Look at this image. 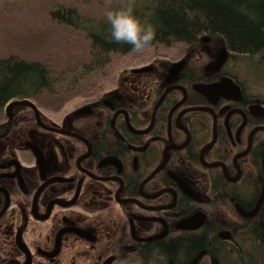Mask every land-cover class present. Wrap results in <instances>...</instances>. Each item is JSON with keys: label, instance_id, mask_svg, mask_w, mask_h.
I'll return each instance as SVG.
<instances>
[{"label": "flooded vegetation", "instance_id": "1", "mask_svg": "<svg viewBox=\"0 0 264 264\" xmlns=\"http://www.w3.org/2000/svg\"><path fill=\"white\" fill-rule=\"evenodd\" d=\"M219 42L6 100L0 264H264V94Z\"/></svg>", "mask_w": 264, "mask_h": 264}, {"label": "trees", "instance_id": "2", "mask_svg": "<svg viewBox=\"0 0 264 264\" xmlns=\"http://www.w3.org/2000/svg\"><path fill=\"white\" fill-rule=\"evenodd\" d=\"M129 2L142 22L155 27L153 43L194 42L201 36L213 35L232 52L264 60V0H115L107 4L106 12ZM106 12L99 17L87 16L73 6L60 3L52 6L50 15L56 22L85 32L89 41L88 59L55 72L40 60L27 61L15 54L0 56V113L11 97H20L41 86L51 90L71 84L91 70L102 69L111 53L131 51V45L113 40ZM263 247L257 245L256 253L264 254ZM241 248V254L252 252L248 242Z\"/></svg>", "mask_w": 264, "mask_h": 264}, {"label": "rangeland", "instance_id": "3", "mask_svg": "<svg viewBox=\"0 0 264 264\" xmlns=\"http://www.w3.org/2000/svg\"><path fill=\"white\" fill-rule=\"evenodd\" d=\"M111 1L115 0H0V56L15 54L27 61L40 60L55 72L69 69L88 59L89 41L83 30L56 22L50 15L52 6L57 3L73 6L82 14L99 17L105 14ZM169 44L154 43L153 47H157L163 56L171 55L183 42L176 40ZM151 47L145 51H153ZM143 53L113 52L102 69L92 72L89 77L98 80L114 78L120 67L135 61ZM237 61L240 76L255 84L264 94V60H259L256 55L238 53Z\"/></svg>", "mask_w": 264, "mask_h": 264}, {"label": "clouds", "instance_id": "4", "mask_svg": "<svg viewBox=\"0 0 264 264\" xmlns=\"http://www.w3.org/2000/svg\"><path fill=\"white\" fill-rule=\"evenodd\" d=\"M106 19L111 25L113 40L131 45L134 53H143L155 40V27L137 17L130 2L122 4L118 9L107 11Z\"/></svg>", "mask_w": 264, "mask_h": 264}, {"label": "water", "instance_id": "5", "mask_svg": "<svg viewBox=\"0 0 264 264\" xmlns=\"http://www.w3.org/2000/svg\"><path fill=\"white\" fill-rule=\"evenodd\" d=\"M225 51H226V50L224 49L223 46L220 47L219 55H218V57H217L215 63L220 62V61L223 59V57H224V52H225ZM20 101H26V100H25V99H20V100L18 101L17 99H14V100L10 101V103H7V104L10 105V104L13 103V102H19V103H20ZM262 165H263V167H264V159H263V164H262ZM262 195H263V194H262V191H261L260 194H259V196H258V198H257V201H256V204H255L254 208H252V210L246 212L247 214L250 213V212H252V211H255V209L257 208V206H258V204H259V202H260V200H261V198H262Z\"/></svg>", "mask_w": 264, "mask_h": 264}]
</instances>
